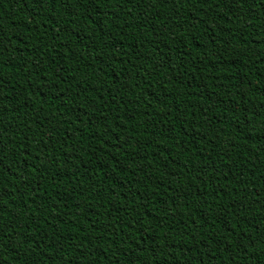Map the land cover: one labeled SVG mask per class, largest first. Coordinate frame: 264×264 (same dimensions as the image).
I'll list each match as a JSON object with an SVG mask.
<instances>
[{"label":"trees","instance_id":"1","mask_svg":"<svg viewBox=\"0 0 264 264\" xmlns=\"http://www.w3.org/2000/svg\"><path fill=\"white\" fill-rule=\"evenodd\" d=\"M0 264H264V0H0Z\"/></svg>","mask_w":264,"mask_h":264}]
</instances>
